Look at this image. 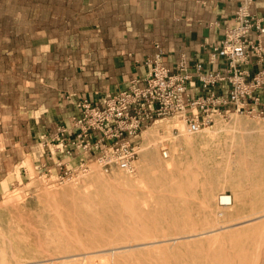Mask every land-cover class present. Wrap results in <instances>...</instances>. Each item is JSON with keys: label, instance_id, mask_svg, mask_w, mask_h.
I'll return each mask as SVG.
<instances>
[{"label": "rangeland", "instance_id": "1", "mask_svg": "<svg viewBox=\"0 0 264 264\" xmlns=\"http://www.w3.org/2000/svg\"><path fill=\"white\" fill-rule=\"evenodd\" d=\"M29 1L4 6L26 10ZM31 17L22 15V23ZM232 117L215 124L230 128ZM237 117L243 130L264 127L262 118ZM215 124L193 135L177 120L148 126L132 173L107 174L89 162L86 172L67 178H57L59 171L21 176L0 195V264H264V147L243 155L239 133L223 141L229 132L215 143ZM152 126L157 135L145 136ZM253 137L264 141V134ZM149 138L159 142V163L170 162L172 171L156 174L144 165ZM245 159L253 164L249 172ZM221 194L232 197V206L218 208ZM222 226L220 241L210 245L212 235L201 232Z\"/></svg>", "mask_w": 264, "mask_h": 264}, {"label": "crops", "instance_id": "2", "mask_svg": "<svg viewBox=\"0 0 264 264\" xmlns=\"http://www.w3.org/2000/svg\"><path fill=\"white\" fill-rule=\"evenodd\" d=\"M7 1L0 0V195L21 176L57 172L58 160L92 159L67 152L73 131L53 135L71 126L76 102L102 108L130 82L142 86L158 51L171 69L183 54L189 66L216 70L205 49L220 44L238 7L237 0H30L24 10ZM250 13L264 17V0H252ZM247 60L250 72L264 69V57Z\"/></svg>", "mask_w": 264, "mask_h": 264}, {"label": "built area", "instance_id": "3", "mask_svg": "<svg viewBox=\"0 0 264 264\" xmlns=\"http://www.w3.org/2000/svg\"><path fill=\"white\" fill-rule=\"evenodd\" d=\"M237 2L232 24L225 27L220 44L205 49L208 64L217 66L216 70L202 62L189 66L183 54L171 69L158 51L142 86L130 82L125 90L109 94L102 108L86 100L76 102L79 113L71 117V126L58 128L53 137L61 139L73 131L67 152H90L92 159L76 166L56 161L53 167L59 171L57 178L86 172L89 162L107 174L114 170L132 173L140 152L138 137L163 119L181 122L188 135L212 127L216 118L230 120L234 115H245L264 119V69H246L249 56L256 64L263 61L264 17L251 16L252 0ZM252 30L255 40L249 37ZM163 155L166 157V152ZM39 172L52 175L51 168ZM216 203L225 209L233 201L230 195L221 194Z\"/></svg>", "mask_w": 264, "mask_h": 264}, {"label": "bare ground", "instance_id": "4", "mask_svg": "<svg viewBox=\"0 0 264 264\" xmlns=\"http://www.w3.org/2000/svg\"><path fill=\"white\" fill-rule=\"evenodd\" d=\"M232 125L231 127H227L226 126H223L221 125L219 122L216 121V124H215V129L213 131H211L213 133V136L210 137V140L214 141L215 143H219V142H222L220 139L221 137H219L218 135L221 134V133H227L229 132L230 136L227 137L225 140H223L224 142H233L236 138H235V134L236 133H239V140L241 142V144L243 143V155H244V152L245 151H253V150H257L259 148H263L264 147V141H259L258 139H255V137H253V134H257L258 136L260 135H263L264 134V127H261L257 130L255 129H245L243 130L241 128V121L240 119H238L237 116H233L232 117ZM229 128V129H228ZM209 131V130H207ZM204 132V131H203ZM208 133V132H207ZM144 135L145 136H152V135H157V131H156V127H151L148 131H145L144 132ZM226 135V134H225ZM228 136V135H227ZM246 136V137H245ZM188 137H191V136H188ZM257 138V137H256ZM192 139L191 138H187L186 139V142H189L191 141ZM247 141V143H246ZM148 142L150 143L147 148H145L143 151H145V153L143 154V161H144V165L147 166L149 168V170H151L153 173H156V174H160L161 172H170L172 171V164L170 162H167L165 163L164 165L160 164L159 161L157 160V156H156V153H155V150L153 149L155 146H157V144L159 143H156L151 141L150 138L148 139ZM152 149L151 151H148V149ZM248 160V159H247ZM246 159L244 160V166H245V169L247 172H249L250 170H252L251 166L253 165L252 162L248 163ZM250 161V160H249ZM178 167V166H177ZM83 184V183H82ZM215 188V186H212V189ZM210 190V189H209ZM56 194V193H55ZM176 195V194H175ZM204 201V200H203ZM210 212V211H209ZM214 217V216H213ZM258 217V216H257ZM255 217V219L257 218ZM215 218V217H214ZM258 219V218H257ZM216 221V220H215ZM247 221V220H246ZM264 223V222H263ZM252 224V223H251ZM227 226V225H226ZM218 227V226H217ZM212 228V229H209L208 231H205V232H201V234H210L212 235V237L210 238V241L213 243H211L210 245H215V243H218L220 240V236L217 235V232L220 233V230L222 228H224L223 226L222 227H219V228ZM263 229V228H262ZM226 230V229H225ZM196 233V232H195ZM193 233V234H195ZM214 233H216V235H214ZM238 233V232H237ZM244 233V232H243ZM115 234V233H114ZM192 235V234H191ZM196 235V234H195ZM199 235V233H198ZM127 236V235H126ZM189 236V235H187ZM194 236V235H193ZM203 236V235H201ZM191 237V236H190ZM200 237V236H199ZM165 238V237H164ZM177 238H180V237H176ZM186 238V237H185ZM196 238V237H194ZM108 239V238H107ZM175 239V238H173ZM181 239V238H180ZM187 239V238H186ZM109 240V239H108ZM148 239H146L145 241L147 242ZM149 240H156V239H149ZM148 240V241H149ZM166 241V238L163 239ZM172 240V239H171ZM189 240V238H188ZM162 241V240H161ZM145 242V244H146ZM159 242V241H158ZM174 242V241H173ZM207 242V240H206ZM232 242V241H231ZM235 242V241H234ZM130 243V241H129ZM152 243V242H151ZM157 243V242H155ZM117 244V243H116ZM149 244V243H147ZM153 244V243H152ZM233 244V242L231 243ZM115 245V244H113ZM155 245H158V244H155ZM127 246V245H126ZM133 246V244L131 245ZM135 246V245H134ZM162 246V245H161ZM172 246V245H171ZM198 246V245H197ZM146 248V245L144 246ZM148 247V246H147ZM152 248V246H150ZM80 248V247H79ZM84 248V247H83ZM200 248V247H199ZM112 249V248H111ZM133 249V248H132ZM135 249V248H134ZM86 250V249H85ZM126 250V249H125ZM77 251V250H76ZM75 251V252H76ZM94 252V251H93ZM131 252V251H130ZM228 252V251H227ZM95 253V252H94ZM76 254V253H75ZM78 254V253H77ZM252 255V254H251ZM66 256V255H65ZM95 256V255H94ZM91 257V256H90ZM96 257V256H95ZM256 257V256H255ZM89 258V257H88ZM92 258V257H91ZM206 258V257H205ZM210 258V257H209ZM253 258V257H251ZM236 259V258H235ZM69 260V259H68ZM88 260V259H87ZM91 260V259H90ZM94 260V257L93 259ZM98 260V259H97ZM217 262V261H216ZM226 262V261H225ZM8 263V262H7ZM215 263V262H214ZM200 264V263H199Z\"/></svg>", "mask_w": 264, "mask_h": 264}]
</instances>
